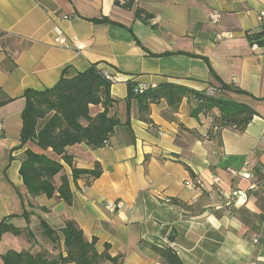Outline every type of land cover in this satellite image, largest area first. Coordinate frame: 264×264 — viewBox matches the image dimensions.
Returning a JSON list of instances; mask_svg holds the SVG:
<instances>
[{
	"label": "crops",
	"instance_id": "crops-1",
	"mask_svg": "<svg viewBox=\"0 0 264 264\" xmlns=\"http://www.w3.org/2000/svg\"><path fill=\"white\" fill-rule=\"evenodd\" d=\"M131 1L132 9L115 0H0V101L10 99L0 106V222L7 218L32 232L2 234L0 264L9 250L66 255L62 229L70 220L86 240L97 238L100 252L108 244L110 255L120 257L117 264H164L151 245L169 240L185 264H264V47L249 38L262 32L264 0ZM137 7L157 23L137 18ZM213 10L221 12L218 25L210 22ZM104 17L109 21H95ZM218 32L232 37L219 42ZM59 34L70 47L55 40ZM92 65L116 79L110 115L121 124L106 146L80 143L67 151L74 167L93 169L99 162L103 172L73 180L72 167L64 165L72 205L59 193L31 196L20 169L25 150L39 148L21 143L24 93L50 88L64 73L72 77ZM211 69L246 92L220 90L256 110L245 129L214 131L218 111L191 116L195 102L187 98L177 109L165 99L152 104L149 121L140 117L135 100L128 110L129 82L219 89ZM90 110L96 116L104 107ZM47 153L60 158L51 149ZM188 179L204 185L188 188ZM236 189L247 192L246 203L226 207L225 197ZM119 201L117 212L107 209ZM42 220L56 232L57 243L40 239Z\"/></svg>",
	"mask_w": 264,
	"mask_h": 264
},
{
	"label": "trees",
	"instance_id": "trees-1",
	"mask_svg": "<svg viewBox=\"0 0 264 264\" xmlns=\"http://www.w3.org/2000/svg\"><path fill=\"white\" fill-rule=\"evenodd\" d=\"M116 4L132 9L133 1L115 0ZM136 17L149 22L153 15L147 10L137 7ZM98 22H108L104 18L95 19ZM262 32L249 34L253 43L263 44ZM212 75L220 80L219 89L233 91L240 94L246 92L233 84H227L211 69ZM112 83L105 78L96 65L79 72L72 77L65 73L52 87L44 90L27 89L24 93L26 106L23 112V127L21 129V143L34 144L39 151L27 148L24 152L20 173L24 184L31 196L41 194L52 198L59 193V197L68 205L73 203V192L67 175L62 174L64 165L72 167L73 180L81 175L88 174L93 179L101 176L103 169L99 162L93 169H79L73 166L74 158L68 153L67 148L80 143H86L92 148H101L109 143L115 128L121 124L119 118L110 115V109L116 102L111 92ZM187 98L193 100L195 106L191 116L199 117L214 113L215 126H234L243 130L257 114L250 105L218 95H209L205 91H199L176 83H161L156 86H148L143 92L138 84L128 83V110L131 100H135L138 112L142 119L149 121L152 104L167 100L172 109H177L180 103ZM10 101H0V106ZM103 105L104 110L96 116L91 115L92 105ZM51 149L56 156H50L47 151ZM60 176V185L57 186L55 178ZM27 215V213H26ZM40 227L45 236L52 241L57 239L56 232L44 220ZM29 229V228H28ZM28 229H21L7 221L0 222V236L6 232L19 236L32 235ZM66 255L60 253L51 257L47 252L32 253L31 251L9 250L2 255L4 264H117L119 256L110 255L109 245L104 251L97 248V238L86 240L83 230L74 221L66 222L62 229ZM173 240V236L170 237ZM151 247L163 258L164 264H185L177 250L165 243L151 245Z\"/></svg>",
	"mask_w": 264,
	"mask_h": 264
},
{
	"label": "built area",
	"instance_id": "built-area-1",
	"mask_svg": "<svg viewBox=\"0 0 264 264\" xmlns=\"http://www.w3.org/2000/svg\"><path fill=\"white\" fill-rule=\"evenodd\" d=\"M260 19L262 21V40L264 39V12H261L260 14ZM220 19H221V12L219 10H213L212 13L210 14V22L214 25H218L220 23ZM157 20H153L152 23H155ZM216 37L221 41L225 38H231L232 37V34L230 32H227V33H217ZM58 43L66 46V47H70V43L67 41V39L59 34L56 39H55ZM74 46L77 47V49H81V46L78 45L75 41H74ZM105 77L110 80L112 83L116 82V79L113 75L109 74V73H104ZM149 85H145V84H141L139 85L140 87V91L143 92ZM217 93H220L218 91H210V90H207V94L209 95H216ZM3 128H4V123H3V120L0 116V136L3 132ZM219 130V127L218 126H214V131H218ZM234 174L236 173H239V171H235L233 172ZM213 181L215 184L218 185V191H221V188L219 187V179L217 177H214L213 178ZM185 185L188 187V188H191V189H195V188H199V187H203V181L200 180V179H188L186 180L185 182ZM251 188H255V186H251ZM248 198V194L245 190H241V189H236V190H233L231 192L230 195L226 196L225 197V200L227 199V204L228 205H231V204H237L238 202H246ZM110 210L111 212H117L120 204L118 202H116V204H111L110 205ZM219 208H222V206H219ZM256 242H258V240H255Z\"/></svg>",
	"mask_w": 264,
	"mask_h": 264
},
{
	"label": "rangeland",
	"instance_id": "rangeland-1",
	"mask_svg": "<svg viewBox=\"0 0 264 264\" xmlns=\"http://www.w3.org/2000/svg\"><path fill=\"white\" fill-rule=\"evenodd\" d=\"M153 20H157L158 21V18H151L150 20H149V23H151V24H156L157 23V21L155 22V23H152V21ZM261 20V19H260ZM262 22V21H261ZM263 29V28H262ZM218 33H227V32H218ZM226 39H228V38H225V39H223V40H221V41H224V40H226ZM217 40L220 42V40L217 38ZM263 42H264V39H263ZM257 44V43H256ZM258 45L260 46V47H264V43L261 45V44H259L258 43ZM102 72V71H101ZM103 73V75H104V72H102ZM105 76V75H104ZM106 78V77H105ZM107 79V78H106ZM108 80V79H107ZM110 81V80H109ZM111 82V81H110ZM112 83V82H111ZM113 84V83H112ZM149 86H151V85H149ZM207 90H210V91H218V92H221L220 91V89H218V88H216V87H213V86H209L208 88H207ZM207 90L205 91L206 93H207ZM218 94H220V93H217L216 95H218ZM163 133V132H162ZM235 171H237V170H233V172H235ZM239 171V170H238ZM241 172L239 171V173H236V174H240ZM186 181V180H185ZM185 184V183H184ZM186 186V185H185ZM187 187V186H186ZM248 199V198H247ZM247 201V200H246ZM119 204H120V206H119V208H118V210L120 209V208H122V202H118ZM244 203H246V202H243V204ZM111 204H116V202H113V203H110V204H108L107 205V209L111 212V210H110V205ZM224 205L226 206V207H234L236 204L234 203V204H231V205H228L227 204V199L224 201ZM117 210V211H118ZM112 213H115V212H112ZM38 234H39V237H40V239L42 240V241H50L51 239H49L47 236H45L44 234H43V231H38L37 232ZM255 240H258V238H256ZM254 240V241H255ZM57 241H58V239L56 240V241H53V242H55V243H57ZM256 242V241H255ZM166 245H170V246H172V247H174V243L173 242H171L170 240L169 241H166V243H165ZM56 246H57V244H56ZM41 252H47L51 257H56V256H58L55 252H49L48 251V249H43V251H41Z\"/></svg>",
	"mask_w": 264,
	"mask_h": 264
}]
</instances>
